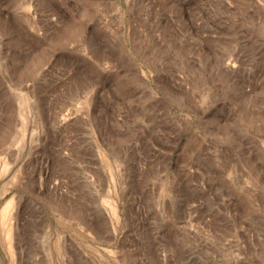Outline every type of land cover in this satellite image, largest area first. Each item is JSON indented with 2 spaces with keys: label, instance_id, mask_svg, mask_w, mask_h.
Here are the masks:
<instances>
[{
  "label": "rangeland",
  "instance_id": "374dc122",
  "mask_svg": "<svg viewBox=\"0 0 264 264\" xmlns=\"http://www.w3.org/2000/svg\"><path fill=\"white\" fill-rule=\"evenodd\" d=\"M0 264H264V0H0Z\"/></svg>",
  "mask_w": 264,
  "mask_h": 264
}]
</instances>
